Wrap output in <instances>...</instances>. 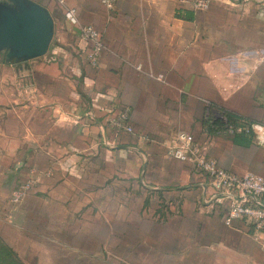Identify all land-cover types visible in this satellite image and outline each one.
Returning a JSON list of instances; mask_svg holds the SVG:
<instances>
[{"label":"crops","instance_id":"1","mask_svg":"<svg viewBox=\"0 0 264 264\" xmlns=\"http://www.w3.org/2000/svg\"><path fill=\"white\" fill-rule=\"evenodd\" d=\"M31 1L54 36L41 58L0 57L3 242L20 259L46 244L49 264H115L107 250L117 264H264V233L226 227L227 201L167 156L184 133L223 170L264 177L251 136L204 128L224 113L264 124V0ZM60 1L100 32L96 65ZM120 113L131 133L107 126ZM87 239L99 250L78 246Z\"/></svg>","mask_w":264,"mask_h":264},{"label":"built area","instance_id":"2","mask_svg":"<svg viewBox=\"0 0 264 264\" xmlns=\"http://www.w3.org/2000/svg\"><path fill=\"white\" fill-rule=\"evenodd\" d=\"M108 9L113 8L114 0H100ZM63 8L64 19L75 27L85 42L90 46L87 60L96 65L100 54L104 50V42L100 32L92 26L81 25L74 9L69 8L60 1ZM198 8H206V3L198 2ZM223 123V132L230 136H251L255 143L264 149V124L259 122H244L240 125H231L226 117L217 115ZM127 113L117 116H108L107 126L115 132H132L128 125ZM167 156L179 162H191L196 171L206 177L213 190L221 195L219 201H227L223 213V223L233 228L236 222L245 220L255 231L264 233V177L247 173L242 177L235 176L218 166V163L208 157L205 149L198 144L191 135L179 133L175 145L167 150ZM17 199V197H15Z\"/></svg>","mask_w":264,"mask_h":264},{"label":"water","instance_id":"3","mask_svg":"<svg viewBox=\"0 0 264 264\" xmlns=\"http://www.w3.org/2000/svg\"><path fill=\"white\" fill-rule=\"evenodd\" d=\"M54 20L49 11L31 0H0V57L21 65L49 51Z\"/></svg>","mask_w":264,"mask_h":264},{"label":"rangeland","instance_id":"4","mask_svg":"<svg viewBox=\"0 0 264 264\" xmlns=\"http://www.w3.org/2000/svg\"><path fill=\"white\" fill-rule=\"evenodd\" d=\"M41 230L42 228H39V227H36V231ZM38 237L39 239L41 240V235H38L36 236V240H38ZM39 240V241H40ZM78 246H82V247H86L87 249L89 250H99V244H92L91 242L87 240H83V241H80L78 240ZM36 243V242H35ZM39 244V246H37ZM37 245L35 244V246L37 247L36 251H32L30 253H26L25 256L21 259V261L24 263V264H49L50 262V256L48 255V253L46 252L45 249H47V245L46 244H42L41 242H39ZM118 243H114V245H116ZM110 245V244H109ZM42 246V249H39V247ZM45 246V247H44ZM105 247H108V244L105 245ZM117 247V246H115ZM117 249V248H115ZM40 250V251H39ZM37 252V254H36ZM117 252H111L109 250H107V252H104V257L108 256V257H111L114 255V262L115 264H117L118 262H122V257H116V254ZM111 254V255H110ZM120 255V254H119ZM78 260V259H77ZM72 261V264H73V260H70ZM80 264H91V260H79ZM93 262H95L96 264H109V261L107 260V258H104V259H99V260H94ZM78 263V261H77Z\"/></svg>","mask_w":264,"mask_h":264},{"label":"trees","instance_id":"5","mask_svg":"<svg viewBox=\"0 0 264 264\" xmlns=\"http://www.w3.org/2000/svg\"><path fill=\"white\" fill-rule=\"evenodd\" d=\"M222 114V113H221ZM231 125H240L243 124L241 119L234 117L230 114L224 113L222 114ZM204 128L207 133H214L218 131H223L224 126L223 123L219 119L213 120L212 117H208L204 121ZM238 137L243 138V135H239ZM0 264H24L18 255L8 246L3 240L0 238Z\"/></svg>","mask_w":264,"mask_h":264}]
</instances>
